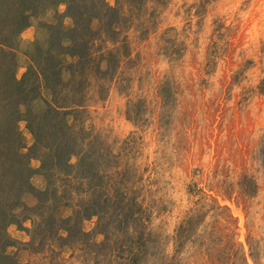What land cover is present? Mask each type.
Here are the masks:
<instances>
[{
	"label": "rangeland",
	"instance_id": "1",
	"mask_svg": "<svg viewBox=\"0 0 264 264\" xmlns=\"http://www.w3.org/2000/svg\"><path fill=\"white\" fill-rule=\"evenodd\" d=\"M117 7L109 26L91 20L84 60L57 54L51 26L74 24L66 0L32 14L0 52V74L12 65L13 77L26 80L16 106L20 151L34 143L25 118L74 99L79 106L64 108L65 120L79 137L87 133L81 144L93 151L103 179L97 197L107 201L103 223L82 219L77 229L87 236L66 241L46 239L37 210L17 209L6 254L14 264H264V0H119ZM13 10L0 0V18ZM48 49L61 62L56 87L29 74ZM29 166L32 188L45 189L40 160ZM58 185L53 214L63 218L75 199ZM22 202L35 206L34 190Z\"/></svg>",
	"mask_w": 264,
	"mask_h": 264
},
{
	"label": "trees",
	"instance_id": "2",
	"mask_svg": "<svg viewBox=\"0 0 264 264\" xmlns=\"http://www.w3.org/2000/svg\"><path fill=\"white\" fill-rule=\"evenodd\" d=\"M58 1L10 0L14 6L13 13L0 18V52L4 53L5 48H10L18 41V33L28 25L32 14ZM115 2L118 6L119 0ZM66 5L67 14L74 24L68 30H59L57 26H51L53 30L58 31V37L55 39L57 54L67 53L77 56L79 61L84 60L86 37L89 38V35L94 33L90 26L91 20L97 19L101 27L105 28L115 22L118 7L110 6L106 0H66ZM64 39L71 43L70 46L63 45ZM38 53V57L33 59L35 61L29 69V74L37 79L51 77L54 81L53 87H56L61 83L56 79L61 71V62L50 49ZM11 67L9 71L0 74V264H14L12 258L5 252L11 241L6 233V227L16 222L17 209L25 212L37 210L40 219L36 228H40L42 225L40 222L46 225L48 228L46 239L56 237L58 240L66 241L74 233L87 236L81 229H77V225L89 216L97 215L101 218L102 213H105L102 209L107 203L106 200L97 197V193L101 192L99 190L102 187L99 185L103 179L100 178L101 172L97 170L98 177L93 171L92 163L95 159L92 157L93 151L86 150L81 144L84 134L87 133L84 132L79 137L73 130L74 125L65 120L64 108L76 110L79 106L74 99L68 101L66 105L48 106L41 117L31 115L25 118L33 134L34 143L28 153L20 151L21 136L16 121L21 114L16 110V106L21 102L20 96L26 87V80H16L11 74ZM10 86H13L14 95L6 93V88ZM96 153L100 157L98 163L102 166L103 160L106 161L105 152ZM72 155L78 157L74 164L69 161ZM32 157L40 160L41 172L47 179V186L43 190H35L30 185L29 178L33 171L29 166V159ZM60 182L67 188L63 190V194L75 199V203L72 204L73 214L63 218L53 214V209L62 197V193L57 189ZM27 190H34L37 204L33 207L22 202V195ZM60 230L67 232V235L65 237L59 235Z\"/></svg>",
	"mask_w": 264,
	"mask_h": 264
}]
</instances>
